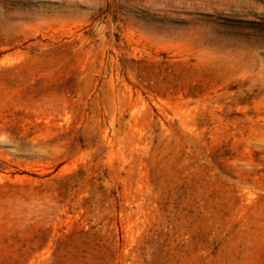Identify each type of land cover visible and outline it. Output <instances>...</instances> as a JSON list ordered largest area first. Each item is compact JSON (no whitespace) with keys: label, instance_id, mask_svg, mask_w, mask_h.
I'll use <instances>...</instances> for the list:
<instances>
[{"label":"rangeland","instance_id":"rangeland-1","mask_svg":"<svg viewBox=\"0 0 264 264\" xmlns=\"http://www.w3.org/2000/svg\"><path fill=\"white\" fill-rule=\"evenodd\" d=\"M0 264H264V0H0Z\"/></svg>","mask_w":264,"mask_h":264}]
</instances>
